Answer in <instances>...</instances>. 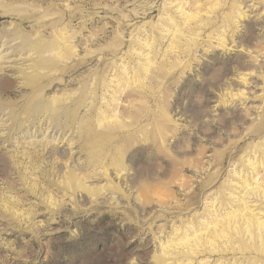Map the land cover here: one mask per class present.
Listing matches in <instances>:
<instances>
[{
	"label": "rangeland",
	"instance_id": "1",
	"mask_svg": "<svg viewBox=\"0 0 264 264\" xmlns=\"http://www.w3.org/2000/svg\"><path fill=\"white\" fill-rule=\"evenodd\" d=\"M263 242L264 0H0V264Z\"/></svg>",
	"mask_w": 264,
	"mask_h": 264
},
{
	"label": "bare ground",
	"instance_id": "2",
	"mask_svg": "<svg viewBox=\"0 0 264 264\" xmlns=\"http://www.w3.org/2000/svg\"><path fill=\"white\" fill-rule=\"evenodd\" d=\"M43 47V46H42ZM41 47V48H42ZM44 48V47H43ZM49 48V47H48ZM51 48V47H50ZM46 49V48H45ZM37 63V62H36ZM50 64H52L51 62H49V60H41L39 63H38V65L42 68V67H46V66H48V65H50ZM53 64H55V63H53ZM52 64V65H53ZM49 68V67H48ZM256 181V180H255ZM252 224V223H251ZM247 226V225H246ZM216 235V234H215ZM194 238V237H193ZM263 238V237H262ZM186 239V238H185ZM188 240V239H187ZM213 240V239H212ZM264 243V242H263ZM186 246V245H185Z\"/></svg>",
	"mask_w": 264,
	"mask_h": 264
}]
</instances>
